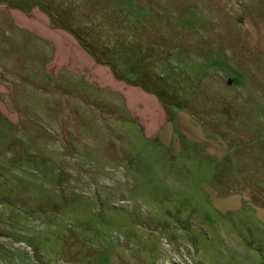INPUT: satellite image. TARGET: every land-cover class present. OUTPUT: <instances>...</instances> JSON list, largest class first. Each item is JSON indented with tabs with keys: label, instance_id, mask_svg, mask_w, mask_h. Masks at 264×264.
I'll use <instances>...</instances> for the list:
<instances>
[{
	"label": "rangeland",
	"instance_id": "obj_1",
	"mask_svg": "<svg viewBox=\"0 0 264 264\" xmlns=\"http://www.w3.org/2000/svg\"><path fill=\"white\" fill-rule=\"evenodd\" d=\"M21 2L77 25L169 120L148 135L145 95L131 111L49 73L54 48L22 30L11 46L3 21L0 264H264V0Z\"/></svg>",
	"mask_w": 264,
	"mask_h": 264
},
{
	"label": "crops",
	"instance_id": "obj_2",
	"mask_svg": "<svg viewBox=\"0 0 264 264\" xmlns=\"http://www.w3.org/2000/svg\"><path fill=\"white\" fill-rule=\"evenodd\" d=\"M9 1L11 0H7L5 3L0 1V25L3 21H7L12 25L11 46L13 41L17 39L16 33L20 30L32 33L42 41V45L46 42L54 48L49 61L45 64L49 73L63 68L82 76L87 82L97 85L96 87L98 88H109L112 92H118L124 96L127 95L128 100H131L132 103L129 104L128 100H126V107L131 111L139 109L137 104L142 98L137 95H145L146 97L142 96L144 97V102L148 103L150 110L147 114L145 113V116L143 115L139 125L142 129L146 128L148 131L153 124L159 123L154 132L145 131L148 135L153 133L159 135L163 131L162 129L167 125L169 119L161 106V100L156 96L157 94L152 93L151 90V92L148 91L143 85L129 81V78L126 79L116 75L109 65L105 63L101 65L102 61L90 49V51L87 50L79 42L81 40L78 37L77 25L67 26L66 28L64 25L54 24L50 15L43 9H34L35 6L33 4H30L29 8L22 4L24 3L21 2L23 0H13L8 3ZM50 4L48 3L47 6ZM52 14L53 17H59L55 13ZM63 22L67 24V19H64ZM73 24L76 23L73 22ZM4 59H6V63L1 65L3 67L2 71L5 69L7 72L12 69L15 70L12 59H8V57L2 58L0 55V62ZM3 87L4 85L0 84V91H3Z\"/></svg>",
	"mask_w": 264,
	"mask_h": 264
}]
</instances>
